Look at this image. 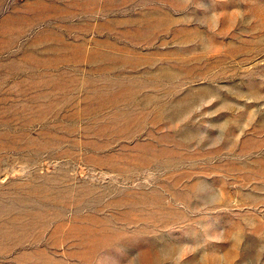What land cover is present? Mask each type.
Masks as SVG:
<instances>
[{"label": "rangeland", "instance_id": "374dc122", "mask_svg": "<svg viewBox=\"0 0 264 264\" xmlns=\"http://www.w3.org/2000/svg\"><path fill=\"white\" fill-rule=\"evenodd\" d=\"M0 264H264V0H0Z\"/></svg>", "mask_w": 264, "mask_h": 264}]
</instances>
